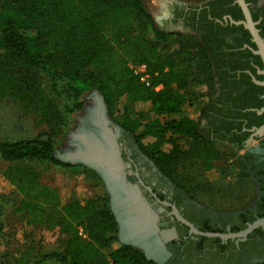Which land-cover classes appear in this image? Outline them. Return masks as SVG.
I'll return each mask as SVG.
<instances>
[{
  "label": "trees",
  "instance_id": "16d2710c",
  "mask_svg": "<svg viewBox=\"0 0 264 264\" xmlns=\"http://www.w3.org/2000/svg\"><path fill=\"white\" fill-rule=\"evenodd\" d=\"M233 1L214 0L205 14L208 36L205 40L197 37L196 56L198 62L207 65L209 78L196 79L188 65L181 67L177 59L181 55V60L187 59L190 51L170 52L166 46L170 34L154 25L145 0H0V99L19 101L55 133L69 116L83 108L84 93L97 90L110 113L115 110V99L124 96L126 105L118 124L135 137L164 175L190 199L206 201V208L230 203L247 214L260 180H264V171L256 172L248 154L240 155L236 163L218 167V180L203 178L220 158L215 144L221 141L216 138L231 142L220 129L214 137L205 133L203 119L229 132L239 123L235 119L243 111L247 116H257L249 109L264 104V87L243 71L249 57L262 67L260 57L250 49H241L251 35L243 25L223 20L226 13L234 20L243 19L241 8L231 5ZM250 9L257 21L258 14L251 5ZM261 24L258 28L264 38ZM227 36L232 37V43L225 40ZM143 62L152 76L151 87L142 84L130 68L131 63ZM249 68L256 72L252 65ZM195 79L201 85L210 82L216 87L198 113H194L186 89ZM158 86L161 88L156 89ZM146 114L152 117L143 121ZM184 140L189 143L187 149L183 148ZM55 151L51 140L39 137L0 141V156L10 164L3 175L21 195L15 211L25 214L29 224L58 227L65 235L63 250L46 253L39 262L157 264L141 249L120 240L109 197L95 196L85 203L77 199L64 202L57 187L41 182L31 162L74 167L56 158ZM95 175L100 179L96 171ZM260 207L262 216L264 202ZM3 228L0 217V230ZM80 228L86 237L80 235ZM200 229L218 232L209 227ZM200 238L220 242L219 238ZM29 250L21 254L18 263L29 264Z\"/></svg>",
  "mask_w": 264,
  "mask_h": 264
},
{
  "label": "flooded vegetation",
  "instance_id": "af4514ba",
  "mask_svg": "<svg viewBox=\"0 0 264 264\" xmlns=\"http://www.w3.org/2000/svg\"><path fill=\"white\" fill-rule=\"evenodd\" d=\"M212 1L214 0L195 3L164 0L159 15L151 13L154 25L170 35L187 31L205 40L209 31V21H206L205 14L212 9ZM231 5L233 8L235 5L239 6L236 0ZM248 5L259 16L257 27L261 22L264 26V0H252ZM229 17L232 15H223L226 24L230 22ZM217 21L221 22L219 19ZM259 30L261 33V29ZM225 40L233 42L232 37L227 36ZM249 41L241 49H250L254 55L260 57L253 51L257 46L254 48L250 44L254 43L252 37ZM254 60L253 57L246 58L245 62L249 61V65L243 71L251 76L256 85L264 87L254 81V78L264 80V76L259 73L263 69V62L260 67L254 64ZM250 65L256 69L255 73L249 68ZM256 76H261L262 79ZM261 98L264 101V93ZM263 108L264 104L259 108L249 109L258 117L247 116L243 111L235 119L239 123L229 132L218 123L211 124L207 118L203 119L201 126L205 133L213 137L220 129L231 142L222 138L216 139L231 145L242 156L248 154L249 162L255 165L256 172L264 171V153L258 152L259 149H264V134L257 133V129L264 125V121H261L264 118ZM97 118V128L93 129L92 134L87 131L80 152L75 158L80 163L93 167L101 177L107 188L110 205L119 225V238L123 243L138 247L149 260L157 264H234L230 261L232 256L243 262L251 259L264 260V225L258 226L246 237H208L219 238L220 242L216 243L213 240L202 241L201 235L190 233V228L174 214L175 206L181 216L199 230L209 227L225 234L241 232L249 223L264 217L260 215V206L264 202V180H260V188L248 209L249 213L212 211L190 199L166 178L150 158L142 153L130 132L105 122L100 114ZM251 217L254 218L252 222ZM243 223L245 226L241 227Z\"/></svg>",
  "mask_w": 264,
  "mask_h": 264
},
{
  "label": "rangeland",
  "instance_id": "374dc122",
  "mask_svg": "<svg viewBox=\"0 0 264 264\" xmlns=\"http://www.w3.org/2000/svg\"><path fill=\"white\" fill-rule=\"evenodd\" d=\"M163 1L145 0L146 8L150 13L159 15ZM182 1L198 3L203 0ZM149 34L151 33L149 32ZM196 39L197 36L192 33L182 31L175 35H170L166 46L169 47L170 52H176V50L190 51L187 59L181 60L183 55L177 57L181 61L180 66L185 67L188 65L189 70L194 73L196 79L209 78V70L205 62H198L200 58L196 56ZM196 79L190 81L186 87L187 98L192 104L194 113H198L206 106L209 95L216 88L210 82L201 85ZM45 84L49 88L47 81ZM204 93H207L206 96H202ZM82 100L84 102L83 108L69 116L57 132L52 133L48 125L38 115L27 111L19 101L13 98L0 99V141H15L35 137L49 139L55 145L56 158L74 165L71 168H63L46 161L30 163V166L39 173L43 184L58 188L64 202L77 199L85 203L95 196L109 197L101 177L99 179L95 175V169L85 163H80L79 160H76L75 155L80 152L82 140L87 135V131L92 134L93 129L97 128L99 124V118L97 117L99 114L105 122L121 127L117 120L120 119L126 105L124 96L117 97L115 99V110L110 113L102 95L97 90H90L84 93ZM133 116L136 117L135 115ZM151 117V114H146L142 120L147 121ZM182 145L184 149L189 147V143L185 140ZM215 145L220 153V158L215 161L216 168L219 167L220 169L226 163H236L242 154L224 143L218 142ZM138 146L142 153L149 157L139 144ZM9 165L0 156V217L4 227L3 230H0V264H24L18 263L17 259L29 249L31 252L29 264H58L55 262L41 263L39 261L46 253L62 251L65 245V235L58 227L49 228L45 224H29L25 214L15 211L20 203L21 195L16 186L12 185L3 175ZM219 169L205 171L203 178L209 181L218 180ZM158 170L164 175L159 168ZM164 176L177 186L168 176ZM256 195H254L253 200ZM193 200L198 202L197 199ZM226 205V209H213L211 206L207 208L217 212L241 210L237 209L234 204L228 203ZM222 206H224V203ZM230 259L234 264H264V260L260 259H251L244 262L237 259L236 256H232Z\"/></svg>",
  "mask_w": 264,
  "mask_h": 264
},
{
  "label": "water",
  "instance_id": "95a60500",
  "mask_svg": "<svg viewBox=\"0 0 264 264\" xmlns=\"http://www.w3.org/2000/svg\"><path fill=\"white\" fill-rule=\"evenodd\" d=\"M238 5L241 8V11L243 13V19L241 20H234L232 17H229L230 22L236 25H243L245 29H247L252 37L253 42L256 44L257 49L253 50L255 54L260 55L262 62H263V69L259 70V73L264 76V38L262 37L259 28L257 27V22L253 19L251 10L249 8V5L246 0H236ZM227 21V18H225ZM254 81L260 85L264 86V80L259 81L254 78ZM264 111V108L262 109ZM261 111V112H262ZM257 133L259 135L264 134V125L257 129ZM258 152L264 153V149H259ZM174 214L177 216V218L186 224L190 228V233H194L201 236L206 237H219L221 239H227V238H234V237H246L251 231L256 229L260 225H264V217L259 218L255 220L252 223L248 224V227L238 233H230L225 234L221 232H212V231H202L197 229L190 221L183 218L179 212V210L174 206Z\"/></svg>",
  "mask_w": 264,
  "mask_h": 264
},
{
  "label": "built area",
  "instance_id": "2783aa9c",
  "mask_svg": "<svg viewBox=\"0 0 264 264\" xmlns=\"http://www.w3.org/2000/svg\"><path fill=\"white\" fill-rule=\"evenodd\" d=\"M130 68L132 69L133 73L138 77L139 81L144 84L146 87L152 86V76L148 69L147 63H137V64H130ZM161 86H158L156 89H160ZM79 233L81 236L86 237V234L82 228L79 229Z\"/></svg>",
  "mask_w": 264,
  "mask_h": 264
},
{
  "label": "crops",
  "instance_id": "0c3cea01",
  "mask_svg": "<svg viewBox=\"0 0 264 264\" xmlns=\"http://www.w3.org/2000/svg\"><path fill=\"white\" fill-rule=\"evenodd\" d=\"M216 163H215V167L213 168L214 170L215 169H218V168H216ZM212 169V170H213ZM201 202H202V204H201ZM201 202L200 201H198V203H200L201 205H203L204 207H205V205L207 204L208 205V203L206 202V201H203V199H201ZM226 207H227V205H225V206H218V207H212L211 206V208H213V209H226ZM209 208V207H208ZM237 209H241V208H237ZM211 210V209H210Z\"/></svg>",
  "mask_w": 264,
  "mask_h": 264
}]
</instances>
